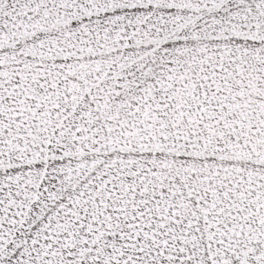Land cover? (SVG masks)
I'll list each match as a JSON object with an SVG mask.
<instances>
[{
	"label": "snow or ice",
	"instance_id": "obj_1",
	"mask_svg": "<svg viewBox=\"0 0 264 264\" xmlns=\"http://www.w3.org/2000/svg\"><path fill=\"white\" fill-rule=\"evenodd\" d=\"M0 264H264V0H0Z\"/></svg>",
	"mask_w": 264,
	"mask_h": 264
}]
</instances>
